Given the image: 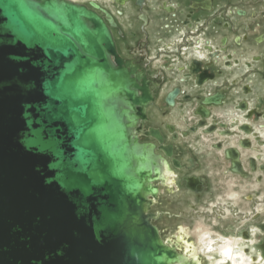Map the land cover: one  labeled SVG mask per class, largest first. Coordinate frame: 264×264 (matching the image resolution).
I'll return each instance as SVG.
<instances>
[{"label":"water","instance_id":"95a60500","mask_svg":"<svg viewBox=\"0 0 264 264\" xmlns=\"http://www.w3.org/2000/svg\"><path fill=\"white\" fill-rule=\"evenodd\" d=\"M89 5L0 0V264H195L150 211L172 172L156 149L173 154L144 127L152 72L118 53L113 15Z\"/></svg>","mask_w":264,"mask_h":264},{"label":"rangeland","instance_id":"374dc122","mask_svg":"<svg viewBox=\"0 0 264 264\" xmlns=\"http://www.w3.org/2000/svg\"><path fill=\"white\" fill-rule=\"evenodd\" d=\"M171 1L179 3V9H185V13H180L179 9L176 14L159 9L156 0H147L143 8L133 0L125 6L116 5L123 14L117 15L119 26L114 29L116 35L120 28L124 32L118 41L125 52L120 50L128 55L135 49L145 50L141 60L148 58L147 66L157 74L155 80L160 88L156 104L150 108L153 116L148 125L165 131L164 124H175L180 138H168V141L175 142L184 162L191 155L197 162L189 169L178 170L177 185L172 189L169 184L164 186L163 197L156 203L160 207L156 210L165 211L164 218L154 223L168 238L181 225L193 230L200 219L225 235L248 236L256 223L264 221V134L261 131L264 130V42L255 41L256 36L264 34V0H214L213 10L195 9L194 12L189 10L190 0ZM235 7L248 10V14L237 15ZM141 10L150 16L145 31L138 19ZM186 19L194 24L193 29L186 27ZM246 24L250 25L249 30ZM130 30L136 31V35ZM237 35L242 37L241 42L236 41ZM224 36H228V42L223 53L211 55L212 49L202 47L206 54L195 55L197 39H209L216 50ZM255 54L261 58L255 59ZM193 58L201 59L203 67L213 72L214 78L204 84H198L196 75L181 80L186 70L178 66L190 63ZM176 85L185 92L177 106L169 107L163 100V93ZM211 90L225 91L226 98L222 104L211 105L212 115L204 118L197 108ZM240 101L244 102L243 107L239 106ZM232 110L243 117L233 121L221 116ZM199 119L205 120L204 123ZM226 135L230 138L223 137ZM206 136H210L211 141H206ZM233 140L238 146H232ZM233 148L240 153L237 159L229 154ZM210 160L216 166L213 172L209 171ZM193 174L198 175L205 186L200 194L184 181V176ZM229 186L233 192H238L228 195L225 190ZM256 235V243L264 240V233Z\"/></svg>","mask_w":264,"mask_h":264},{"label":"flooded vegetation","instance_id":"af4514ba","mask_svg":"<svg viewBox=\"0 0 264 264\" xmlns=\"http://www.w3.org/2000/svg\"><path fill=\"white\" fill-rule=\"evenodd\" d=\"M91 1V0H90ZM96 1V0H95ZM113 4L115 5H119V6H125L130 0H126V2L124 4H121V3H117V2H114L113 0H111ZM137 6L143 8L146 4H147V0H141V3H139V0H133ZM97 3H99L103 8H106L114 17L115 19V22H116V26L114 27H111V30H112V33H113V36H114V39H115V42H116V46H117V50H118V53L125 57V58H128V59H135L138 63L142 64L147 70L151 71L152 74H148V76L152 79V85H151V88L152 89H155V93H154V96H155V101L153 102V104L150 106V108L156 104V101L158 99V90L160 88V85L159 83L155 80L157 74L154 72V70L152 68H149L147 66V63H148V58H146V60L142 59L141 60V53L143 51H141L140 49H135L133 51V54L131 55H128L126 53H124L123 51L120 50V48L118 47L119 45L117 44L120 43V41H118V38H119V35H123L124 32L123 30L120 28L118 29L117 31V35L114 31L115 28H117L119 26V22H118V19H117V15H120V14H123V11L120 10V9H117V14L115 12H113L111 9L105 7L104 5H102V3L99 2V0L96 1ZM157 2V7L159 9H162L166 12H170V13H174L176 14L178 9H179V3H177L176 1H171V0H156ZM83 3V2H82ZM201 3V4H199ZM87 4L88 6L89 5V2L85 3ZM189 10L191 12H194L195 9H202V10H207V11H211L214 9L215 7V3H214V0H190V3H189ZM168 8V9H167ZM189 11V12H190ZM232 11V10H231ZM238 11H243L244 14H239ZM102 15H104L101 11H99ZM179 12L184 14L185 13V9H182L180 8L179 9ZM234 12L237 13V15L239 16H246L248 14V10L244 9V8H241V7H235L234 9ZM257 12H253V15H256ZM190 16H191V13H188ZM138 19L140 21V25H141V29L142 30H146V25L149 24L150 22V16L149 14L144 11V10H141L138 14ZM186 27L191 30L194 28V24L192 22H189L188 19H186ZM246 29H250V25L249 24H246ZM130 33L132 35H136V31L134 30H130ZM236 41L237 42H241V39L242 37L240 35H237L236 36ZM255 41H257L258 43H262L264 42V34H260L258 36L255 37ZM220 45L216 48V50H213V45L210 44V40L209 39H205V40H200V39H197L196 41V50H198L197 52H199L201 50L202 47H206L208 49H212L213 52H210L211 55H217V54H220L223 53L224 49H226V43L228 42V36H224L220 39ZM127 48L130 49V46H127ZM196 52L195 55H198ZM205 53V52H204ZM206 54V53H205ZM199 56V55H198ZM203 56V55H202ZM201 57V56H200ZM253 57L255 59H260L261 57L257 54L253 55ZM236 60V59H235ZM238 61V60H237ZM179 69H181L182 71L186 70L184 73H183V76L181 77V80H187L189 77L188 76H194L196 75V81L198 82V84H204L206 81H208L209 79H213L214 78V73L213 72H210L208 71V69L204 68L203 67V62L201 59H198V58H193V60L190 62V63H184L180 66H178ZM184 89L180 86V85H176L174 86L173 88L169 89L165 94L163 93V100L165 102V104L169 107H175L178 105V102L180 101V96H182V94L184 93ZM172 93L173 94V104H170L167 100L169 94ZM219 94L221 95L220 96V100L218 103H208V104H204V106L208 109L209 113L208 115H201V117H208L210 114L212 115V109H211V105H218V104H222L226 98V92L225 91H222V90H215V91H212V92H208L207 94L204 95L202 101H201V104L203 103V100L205 99L206 96H210V95H214V94ZM187 97H189L188 95H186ZM157 97V98H156ZM244 105V102L240 101L239 102V106L240 107H243ZM201 106V105H200ZM200 106L197 108V112H198V109L200 108ZM150 108L148 109L147 111V114H148V120L146 123V126L144 125V127L146 128H149L150 126H153V125H148V122L150 121L151 117L153 116L151 113H150ZM237 112V111H236ZM238 115L242 116V114H240L239 112H237ZM224 115V114H223ZM222 116V114H221ZM243 117V116H242ZM165 120V119H164ZM199 120H202V119H199ZM231 120L235 121V118H232ZM205 120H202L200 121L201 123H204ZM165 125V124H164ZM153 127H156L158 129H160L162 135H163V143L165 145H171L172 146V149H173V154L172 156H168L167 154H165L163 152V150L157 148L156 151L158 153H162L169 161L170 163V166L171 168H173V172H179L178 170H181L182 168H190V167H193L197 164L196 160H195V157L193 155H191L190 157L187 158L186 162H184L181 157L179 156V152L177 150V146L176 144H174L175 142H170L168 141V138H172V140H177L178 138H180V135L178 134V130H177V126L173 123H168L166 124V127H165V131L168 133H166L161 127H158V126H153ZM172 127V129L170 128ZM142 137V140H147V141H154L158 146H160V143L152 138V137H149V136H146V135H143L141 134L140 135ZM170 136V137H169ZM229 136V135H227ZM231 136V135H230ZM233 136V135H232ZM223 143V142H222ZM211 147V143L208 145ZM232 146H238V145H232ZM236 151H238L236 148H233V149H230V153L233 154L232 157L234 156H239V151H238V154L236 153ZM222 152V151H221ZM241 152V151H240ZM244 153V152H243ZM223 159H225L224 157V152H223ZM173 157L176 158L179 162V166L175 165L173 163ZM235 158V157H234ZM241 158H242V153H241ZM211 164H213V161H211ZM215 166V165H214ZM216 167V166H215ZM198 177L199 178V181L197 179H193V177ZM185 177H192L189 181L186 180ZM184 178V181L186 183L187 186H189L191 189H193L194 191L198 192V194L201 193V191L204 189V184H203V181L201 180V178L198 176V175H186L183 177ZM176 180V179H175ZM174 180V181H175ZM194 181H196L197 183H195ZM174 183V182H173ZM173 183L170 184V187L172 186L173 187ZM158 185H166V184H163L161 181H158ZM168 185V184H167ZM175 186V185H174ZM172 189V188H171ZM161 194H160V198H161ZM159 198V199H160ZM258 228H260L261 225H264V221H262L261 223H256L255 224ZM261 229V228H260ZM262 231H264V228L261 229ZM249 235V233H248ZM245 237V236H244ZM247 237V236H246ZM264 240H261L257 243V245L259 246L260 243H262ZM261 254V253H260Z\"/></svg>","mask_w":264,"mask_h":264},{"label":"bare ground","instance_id":"6f19581e","mask_svg":"<svg viewBox=\"0 0 264 264\" xmlns=\"http://www.w3.org/2000/svg\"><path fill=\"white\" fill-rule=\"evenodd\" d=\"M74 1H78L81 3L82 2L87 3L90 0H74ZM99 2L102 3L103 5L107 6V8L111 9L116 14L118 13L117 12L118 8L116 7L115 4L112 3L111 0H99ZM199 4H201V3H199ZM117 44L119 45L118 47L123 49V51H124L123 44H119L118 42H117ZM197 54L199 56L205 55L203 50H200L199 52H197ZM249 54H250V52H249ZM244 56H245V54H244ZM250 56H251V54H250ZM150 106L148 107V109L150 108ZM221 114H222V117L225 118L226 120H231L232 118H235V119L242 118V116H243V115L242 116L238 115L236 110H232L229 114H224V115H223V113H221ZM229 122H231V121H229ZM145 126H146V123H145ZM164 126L166 127V124ZM233 127H235V126H233ZM261 131H262V134H264V130H261ZM223 137H229V136L226 135ZM210 138H211L210 136L205 137L206 141L210 140ZM140 139L142 140V137H140ZM232 139H234V137ZM231 144L237 145V142L235 140H233ZM243 154H245V151ZM209 169H210L209 171H211V172H213L215 170V166L213 164H211V162H210ZM172 170H173V168H172ZM167 173H168L166 175L167 181L165 184H166V186H167V184H169L168 187L172 188V186L170 187V184L174 182L173 186L177 185V179L179 177V172L174 173L172 171V172H167ZM187 178H189V180H190L192 177L191 178L187 177ZM194 182L197 183L196 181H194ZM156 183L158 184V182H156ZM164 186L165 185L159 186L160 193H159L158 199H156L154 201L155 203H153V205L150 209L151 212L156 211L157 208H160V207L156 206V203L158 200H161L163 197L162 193L166 189V188H164ZM230 186L232 187V185H230ZM230 186L228 187L227 190H225V192L228 193V195L230 193H234V195H235V193H237L238 191L233 192V190L230 188ZM160 194L162 196L161 198H160ZM237 200H235V201H237ZM162 209L165 210L164 208H162ZM162 213H163L162 216L159 219H156L157 221L154 220L153 223L155 222L156 224H158V221H161L164 218L165 211H163ZM175 221L176 220H174V222ZM195 226L196 227L192 230L190 228H186L185 226L181 225V227L177 228L175 234H173L172 237L168 238L164 234L163 235L161 234V236L164 240H166L168 238V240H166V241H169L171 244H175L176 247L178 248L179 252L185 253L186 259H188V260L190 259L192 261H195V264H264V257L261 256L260 249H259V247L255 241L257 239V236H258V235H256L257 232L264 233V231L261 230L262 229L261 227H260L261 228L260 229L257 226H255L251 229V233H250V231L248 232L249 235L247 237L245 235H244L245 237H242L240 235L241 237L239 238V237L234 236V235H231V236L225 235L222 232L215 230V228L213 226H211L210 224H208L204 219L198 220L195 223ZM160 232H161V230H160ZM192 235H193V237H192ZM180 240H182V241H180Z\"/></svg>","mask_w":264,"mask_h":264}]
</instances>
